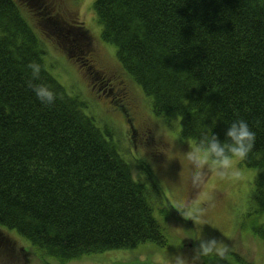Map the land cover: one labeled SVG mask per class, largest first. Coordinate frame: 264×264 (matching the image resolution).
<instances>
[{
  "label": "trees",
  "instance_id": "1",
  "mask_svg": "<svg viewBox=\"0 0 264 264\" xmlns=\"http://www.w3.org/2000/svg\"><path fill=\"white\" fill-rule=\"evenodd\" d=\"M93 10L101 40L116 48L153 114L179 118L184 140L195 145L207 130L223 142L232 122H247L256 139L241 162L258 171L264 214V0H96ZM62 22L54 38L92 76L94 65L81 57L87 31L78 20ZM44 54L14 1L0 0V227L61 264L144 243L165 247L154 212L180 215L167 201L159 208L147 185L130 177L110 131L45 70ZM33 61L42 65L34 83L57 93L51 106L28 87ZM141 167L160 202L157 181ZM260 226L254 234L264 241Z\"/></svg>",
  "mask_w": 264,
  "mask_h": 264
},
{
  "label": "rangeland",
  "instance_id": "2",
  "mask_svg": "<svg viewBox=\"0 0 264 264\" xmlns=\"http://www.w3.org/2000/svg\"><path fill=\"white\" fill-rule=\"evenodd\" d=\"M13 1L45 52V70L70 96L86 103L84 113L95 119L96 127L110 131L118 154L130 171H137L133 180L147 185L151 201L159 208L169 201L173 213L180 215L176 219L172 214L161 213L163 209L154 212L167 240L165 247L144 243L62 264H174L178 254L191 256L196 240L213 237L227 246L226 257L202 258L200 264H264V241L254 234L257 226L264 227V214L260 213L255 195L258 171L245 168L240 161L236 164L241 172L238 180L221 179L205 170L201 181L193 183L194 169L186 152L194 144L182 139L178 117L153 114L150 99L118 63L116 48L101 40V27L93 10L96 0ZM41 17L51 20L52 30L41 23ZM62 19L65 23L78 20L87 31L89 37L83 40L87 52L81 57L94 65L91 77L94 81L86 77L87 72L79 68L51 33L58 27L65 29ZM101 72L120 77L129 89V97L119 96L115 88L101 85ZM126 118L132 120L134 135ZM143 164L157 181L162 193L160 202L145 181ZM178 211L200 214L199 223L184 222ZM0 238L5 241L0 246V264H61L30 248V243L14 230L0 227Z\"/></svg>",
  "mask_w": 264,
  "mask_h": 264
},
{
  "label": "clouds",
  "instance_id": "3",
  "mask_svg": "<svg viewBox=\"0 0 264 264\" xmlns=\"http://www.w3.org/2000/svg\"><path fill=\"white\" fill-rule=\"evenodd\" d=\"M26 67L31 73L28 87L35 93L41 103L46 106L53 105L58 98L57 93L51 90L47 84L34 83V81L41 79L42 65L33 61ZM202 119L207 120L206 116H203ZM205 127L206 129L210 128L206 125ZM225 137L226 139L222 142L217 134L206 130L201 133L195 145L186 152V158L194 169L192 177L194 184L201 181V174L205 170L221 179L238 180L241 178V172L236 164L245 160L253 149L256 139L255 133L245 120L239 119L227 127ZM136 175V170L130 172L131 178L135 179ZM178 212L183 219L191 220L194 224L200 221V214ZM195 242L196 246L193 248L191 256L178 254L175 257L174 264H200L202 258L213 256L221 260L225 259L228 248L216 238H202Z\"/></svg>",
  "mask_w": 264,
  "mask_h": 264
},
{
  "label": "bare ground",
  "instance_id": "4",
  "mask_svg": "<svg viewBox=\"0 0 264 264\" xmlns=\"http://www.w3.org/2000/svg\"><path fill=\"white\" fill-rule=\"evenodd\" d=\"M83 70V72H87V70H85L83 67H80ZM125 72V71H124ZM123 74V73H122ZM99 75V74H98ZM86 77L88 78H91L92 76H89L86 74ZM100 79L102 80H99L101 81V85H106V86H110L111 88H117V87H120V86H124L125 85V82H123V80L120 78V77H117L115 75H110L108 73H102L100 74ZM130 77V76H129ZM131 78V77H130ZM92 79V78H91ZM132 79V78H131ZM93 81L95 79H92ZM133 81V80H132ZM131 81V82H132ZM134 82V81H133Z\"/></svg>",
  "mask_w": 264,
  "mask_h": 264
},
{
  "label": "flooded vegetation",
  "instance_id": "5",
  "mask_svg": "<svg viewBox=\"0 0 264 264\" xmlns=\"http://www.w3.org/2000/svg\"><path fill=\"white\" fill-rule=\"evenodd\" d=\"M115 90L117 91L119 96H122L124 98H128L130 93H129V89L126 85L124 86H120L115 88ZM127 123L130 125V128L132 129L131 133L134 135V130L132 128V120L131 119H127Z\"/></svg>",
  "mask_w": 264,
  "mask_h": 264
}]
</instances>
